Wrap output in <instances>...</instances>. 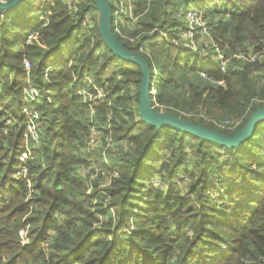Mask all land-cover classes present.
<instances>
[{"label": "trees", "instance_id": "16d2710c", "mask_svg": "<svg viewBox=\"0 0 264 264\" xmlns=\"http://www.w3.org/2000/svg\"><path fill=\"white\" fill-rule=\"evenodd\" d=\"M79 1L74 12L62 0H24L0 20V264H264V121L237 149L150 126L138 110L140 67L108 48L96 17L82 27L96 7ZM213 2L133 0L134 17L120 27L134 41L116 36L157 69L155 111L234 135L264 107L256 101L264 97V55L255 63L232 57L264 50V0ZM192 5L208 6L205 22L231 57L226 72L214 57L191 66L181 32ZM27 10H43L33 29L39 35L28 45ZM156 30L166 35L155 36L148 57L139 46ZM66 48L68 59L51 65ZM177 70L182 79L199 70L208 83L186 85ZM91 74L111 101L92 117L75 81ZM28 78L42 93L39 102L25 96ZM26 108L38 114L41 134L29 151ZM239 117L234 130L212 122ZM92 126L102 141L111 135L115 147L86 154ZM24 152L28 162L19 160ZM130 222L135 227L125 232Z\"/></svg>", "mask_w": 264, "mask_h": 264}, {"label": "built area", "instance_id": "2783aa9c", "mask_svg": "<svg viewBox=\"0 0 264 264\" xmlns=\"http://www.w3.org/2000/svg\"><path fill=\"white\" fill-rule=\"evenodd\" d=\"M2 1H8V0H2ZM71 11H76L78 8V4L80 3L79 0H62ZM115 6H111L112 13L114 16V20L116 22L115 28H113V32L115 35L121 36L124 40H130L131 42L134 41V38H130L129 36H126L123 34L122 29L120 27V23H124L127 19L133 18V0H112ZM111 5V4H110ZM197 9V10H195ZM1 12V11H0ZM198 8H194V5H192L187 11L185 15V22H186V28L183 29L181 32L182 36V45L189 49L191 52L200 55L202 58H209L214 57L216 66L218 69L222 72H226L228 70V66L231 62V57L227 55V52L216 42L215 38L211 35L210 29L208 28L204 15L202 14V17L199 14ZM95 16H93L92 11L88 12L84 18L82 19L81 25L84 27V29L92 27L95 23ZM5 18V15L3 12L0 14V20ZM113 18V17H112ZM41 20L48 22L47 17H41ZM113 20V19H112ZM113 27V26H112ZM165 32L161 30H156L153 33H151V37L146 38L142 44L139 46V50L146 54L148 57H151V52L148 48V45L153 43L155 36L164 35ZM39 35L38 30L31 31L26 36V44H32L33 40L36 36ZM166 35V34H165ZM200 36L201 41H197L196 37ZM117 37V36H116ZM179 43L178 41H175ZM126 45L125 42H122ZM264 55V50L261 52H255V53H249L248 55H245L243 53L240 54H234L232 57H236L237 59H242L245 61H248L250 63H255L258 61H261ZM24 68L27 70V73L31 70V63L25 59L24 60ZM52 66H49L46 68L44 72V78L49 80V72L51 71ZM152 71V70H151ZM204 77H207V74L205 72L202 73ZM84 79H86L87 82H84ZM76 82H81V86L78 90V95H80L83 99V101L87 104L90 111V116L92 117L96 113V107L101 106L104 104L111 105V101L104 91L103 87L98 86L95 84L94 80H91V76H82L81 78H78L75 80ZM157 81H158V72L157 69L154 67V70L152 71V85L150 88L151 91V99H156L157 94ZM28 87L24 88L27 92L25 93L26 98H30L31 101L39 102L43 96L42 93L31 84L30 78L27 80ZM87 83V84H84ZM219 84L223 85L224 81L218 82ZM108 84V82H107ZM48 101L49 98H47ZM257 102L264 103V97L260 99H256ZM29 110L30 112H26ZM24 112L27 114L26 119V125L24 128V147L27 148L29 151L31 147L40 145V127L37 124V120L39 119V116L37 113L32 112L30 108H26ZM192 114H189L191 116ZM111 119V116H109V121ZM206 120H209L210 118L205 116ZM244 121V117H239L237 119H226L222 121H215L212 120L214 125H216L219 128L223 129H230L234 130L237 129L239 126L242 125ZM13 122L8 121L9 126L12 125ZM8 129V128H7ZM101 146L104 147V150L107 151L110 148L115 147L114 139L110 135L105 141H102L101 139V132L96 129L94 126L91 127V132L89 136V141L87 142L85 153H91L92 150L95 148H100ZM24 156L29 157V154L27 152L23 153ZM23 157H21L22 161ZM90 160L93 161V157H90ZM25 162V161H22ZM24 174L27 175V169H24ZM30 182V181H29ZM25 231L21 232V235L23 237ZM27 232V231H26ZM24 241V238H23ZM25 243V241H24Z\"/></svg>", "mask_w": 264, "mask_h": 264}, {"label": "water", "instance_id": "95a60500", "mask_svg": "<svg viewBox=\"0 0 264 264\" xmlns=\"http://www.w3.org/2000/svg\"><path fill=\"white\" fill-rule=\"evenodd\" d=\"M23 1L24 0H0V11H12L20 6ZM92 1L95 3L96 9L100 12L99 31L108 48L119 58L136 64L141 69L142 80L139 88L138 110L144 122L157 129L162 127H173L214 142L227 149H237L254 134L256 125L260 121H264V107H260L251 114L247 124L240 131L234 135H226L215 129L187 121L175 115L155 111L151 102L152 93L150 88L152 85V71L149 63L139 54L128 50L126 45L114 34L112 27L113 13L109 0Z\"/></svg>", "mask_w": 264, "mask_h": 264}, {"label": "rangeland", "instance_id": "374dc122", "mask_svg": "<svg viewBox=\"0 0 264 264\" xmlns=\"http://www.w3.org/2000/svg\"><path fill=\"white\" fill-rule=\"evenodd\" d=\"M214 5H220L221 4V0H214ZM213 5V6H214ZM212 5H209V8L211 7ZM30 7V6H29ZM29 7H27V8H29ZM198 8V10L200 11L199 12V14H200V16L202 17V14L204 15V13H205V9L208 7L207 5H194V8ZM195 10H197V9H195ZM42 11L43 10H39V12H33V13H31L29 10H27V12H28V16L25 18V25L27 26V30L28 31H33V29L36 27V25L38 24V18L40 17L39 16V14L41 15L42 14ZM92 13H93V16H95L96 17V19L97 20H99V22H100V12H99V10H97V9H94L93 11H92ZM42 16H44V15H42ZM46 16V15H45ZM48 18V17H47ZM2 21L4 20V18L3 19H1ZM27 31V32H28ZM196 40L197 41H201V37L200 36H198V37H196ZM216 40V42H218L219 43V41L217 40V39H215ZM67 50H68V48H66V50H62V51H59L58 53H56L54 56H53V58H52V61H51V65H58L59 63H64L67 59H68V57H69V54L67 53ZM63 52H66V53H63ZM198 61V65H199V67L201 68L202 67V65L204 64L203 63V61H202V58H201V56H198V55H196V54H193L192 53V55L190 56V62H191V66H193L194 64H195V62H197ZM54 69H56V68H54ZM50 70H52V69H50ZM51 72V71H50ZM50 72H49V78H50ZM176 73H177V76H178V78H180L183 82H185V84L186 85H188L190 82H193V83H196V84H198V83H200L201 85H206V82L207 81H205V80H200L199 78H198V72H199V70H198V72L194 75V74H189L188 75V77H187V79H182V75H181V71L180 70H177V71H175ZM184 78V77H183ZM96 78H95V76L93 75V74H91V80L93 81V80H95ZM27 82V81H26ZM84 82H87L86 81V79H84ZM159 83L160 82H158L157 83V86L159 85ZM208 83V82H207ZM26 84H28V83H26ZM84 84H87V83H84ZM28 87V86H27ZM26 87V88H27ZM24 92L26 93L27 92V90L25 89L24 90ZM48 98V97H47ZM26 112H30L29 110H27ZM182 113H184V112H182ZM184 114H186V115H189V114H187V113H184ZM8 121H11V122H14L13 120H11V119H8ZM21 157H23V159H22V161H25V162H28L31 158L30 157H28V155L27 156H24L23 155V153L21 154ZM21 157L19 158V160H21ZM143 178H146V174L143 176ZM155 180H153V182H154ZM220 184V183H219ZM238 186H241L242 185V183L240 182V183H238L237 184ZM218 187H220V185L218 186ZM226 188H227V186H225V188H224V197H223V201L224 200H226V202L227 201H229V198L227 197V190H226ZM87 192H89V191H87ZM134 227H135V225L132 223V222H130V225H128V226H124V231L126 232V231H128V229L130 228V229H134ZM189 231H191V230H189ZM23 238H24V241H25V243H27L28 242V237H27V232L25 231L24 232V234H23Z\"/></svg>", "mask_w": 264, "mask_h": 264}]
</instances>
